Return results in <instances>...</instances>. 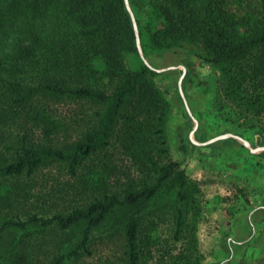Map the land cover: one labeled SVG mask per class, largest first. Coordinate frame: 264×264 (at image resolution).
I'll list each match as a JSON object with an SVG mask.
<instances>
[{"label": "trees", "instance_id": "trees-1", "mask_svg": "<svg viewBox=\"0 0 264 264\" xmlns=\"http://www.w3.org/2000/svg\"><path fill=\"white\" fill-rule=\"evenodd\" d=\"M128 1L143 53L193 52L264 137V0ZM159 74L126 0H0V264H87L98 241L118 261L95 264L202 263L200 185L171 155ZM53 168L67 179L37 189ZM42 192L77 203L10 213Z\"/></svg>", "mask_w": 264, "mask_h": 264}, {"label": "rangeland", "instance_id": "rangeland-1", "mask_svg": "<svg viewBox=\"0 0 264 264\" xmlns=\"http://www.w3.org/2000/svg\"><path fill=\"white\" fill-rule=\"evenodd\" d=\"M145 57L154 68L164 69L159 71L161 74L157 81L167 89L173 106L169 122L171 155L182 162L190 177L200 185L198 201L201 214L197 234L199 248L204 255L201 264H264L263 158L254 162L251 155L257 153L248 151L244 152L247 156H243L241 151H237L236 157L229 155V144L228 147L221 146L222 143L200 147L191 141L193 138L204 142L233 133L239 135L244 143L255 147L264 144V137L259 136L258 127L248 126L251 121L240 120L231 112V105L218 89V72L201 62L193 52L187 49L165 51ZM128 62L133 67L138 64V60L132 57ZM197 121L200 122L201 133L194 132ZM34 176L39 182L36 188L43 192L50 189L47 187L54 178L67 179L57 168ZM26 180L25 177L21 179ZM43 192L28 200L21 197L10 213L24 217L28 212L50 211V208L77 203L76 199L63 203L55 197L47 201ZM107 244L109 246L96 242L92 255L84 257L87 264L103 262L107 254H112V260L118 261L116 243ZM48 249H52V244L47 243ZM52 253L49 252V256ZM40 257L43 260L40 264H46V254L43 252Z\"/></svg>", "mask_w": 264, "mask_h": 264}, {"label": "crops", "instance_id": "crops-1", "mask_svg": "<svg viewBox=\"0 0 264 264\" xmlns=\"http://www.w3.org/2000/svg\"><path fill=\"white\" fill-rule=\"evenodd\" d=\"M200 122H196V129L194 130V132L195 131H199V133H201V129H200ZM205 131H207V130H205ZM236 134H233V133H229V135L228 136H216V137H213V138H210V139H208V140H206V141H204V142H198V141H195L193 138H191V141L193 142V143H197L200 147L202 146H213V145H215V144H219V143H222V145L221 146H227L228 147V144H229V155L230 154H233V155H236V157H238V153H237V151H241V153H243V156H247V154H245L244 152H251V153H257V154H252L251 155V158L253 159V161L255 162V160H259L260 159V157L261 158H263V160H264V144H262V145H257V146H255V147H253L252 146V148H255V149H251V147H249L248 145H245V143L243 142V140H242V138H241V140L239 139V138H237L236 136H235ZM201 136V135H200ZM237 136H239V135H237ZM240 137V136H239ZM226 138H229V141H225V139ZM234 145H236V146H234ZM227 147H226V150H227ZM232 147H235V150H231L232 149ZM259 147V149H256V148H258ZM260 147H262L261 149H260ZM231 151H233V152H231ZM259 184V183H258ZM258 184H256L255 186H258ZM264 195V194H263ZM264 206V205H263Z\"/></svg>", "mask_w": 264, "mask_h": 264}, {"label": "water", "instance_id": "water-1", "mask_svg": "<svg viewBox=\"0 0 264 264\" xmlns=\"http://www.w3.org/2000/svg\"><path fill=\"white\" fill-rule=\"evenodd\" d=\"M126 2H127V6H128V8H129V11H130V13H131V15H132V17H133V19H134V23H135V27H136V31H137V37H138V44H139L140 54H141L142 58L144 59V61H145L146 63H148L152 68H154V67H153V66H152V65L146 60L145 54L143 53V50H142L141 45H140V38H139V34H138L137 23H136V20H135V17H134L133 11H132V9H131V7H130L129 1L126 0ZM154 69H156L157 71H162V70H164V69H157V68H154ZM235 136L241 140V137H239V136H237V135H235ZM245 145H248V144L245 143ZM248 146H249V145H248ZM249 147H251V146H249ZM261 148H262V147H260V149H261ZM251 149L253 150V149H255V148H252V147H251ZM256 149H259V147L256 148Z\"/></svg>", "mask_w": 264, "mask_h": 264}]
</instances>
